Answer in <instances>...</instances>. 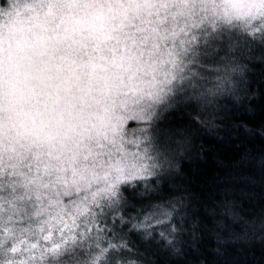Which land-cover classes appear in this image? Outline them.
I'll list each match as a JSON object with an SVG mask.
<instances>
[{
	"label": "snow or ice",
	"instance_id": "snow-or-ice-1",
	"mask_svg": "<svg viewBox=\"0 0 264 264\" xmlns=\"http://www.w3.org/2000/svg\"><path fill=\"white\" fill-rule=\"evenodd\" d=\"M257 59L264 0H0V264L179 254L169 117L247 98Z\"/></svg>",
	"mask_w": 264,
	"mask_h": 264
},
{
	"label": "trees",
	"instance_id": "trees-1",
	"mask_svg": "<svg viewBox=\"0 0 264 264\" xmlns=\"http://www.w3.org/2000/svg\"><path fill=\"white\" fill-rule=\"evenodd\" d=\"M241 88L247 98L215 112L169 117L191 132L161 195L183 194L190 224L179 254L137 244L142 264H264V63L247 65Z\"/></svg>",
	"mask_w": 264,
	"mask_h": 264
}]
</instances>
